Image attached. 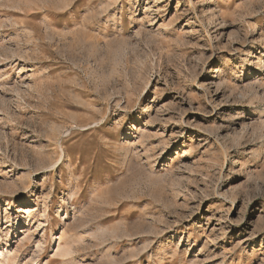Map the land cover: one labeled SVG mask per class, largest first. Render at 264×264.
<instances>
[{"label": "rangeland", "instance_id": "374dc122", "mask_svg": "<svg viewBox=\"0 0 264 264\" xmlns=\"http://www.w3.org/2000/svg\"><path fill=\"white\" fill-rule=\"evenodd\" d=\"M0 264H264V0H0Z\"/></svg>", "mask_w": 264, "mask_h": 264}, {"label": "bare ground", "instance_id": "6f19581e", "mask_svg": "<svg viewBox=\"0 0 264 264\" xmlns=\"http://www.w3.org/2000/svg\"><path fill=\"white\" fill-rule=\"evenodd\" d=\"M254 76H256V74L254 75ZM32 211V208L31 209H28V210H26L25 211V213H30ZM5 250V249H4ZM4 250L2 249L1 250V254H3L4 253Z\"/></svg>", "mask_w": 264, "mask_h": 264}]
</instances>
